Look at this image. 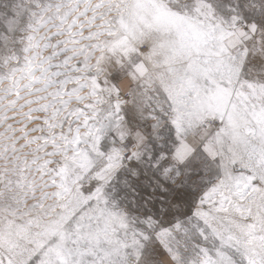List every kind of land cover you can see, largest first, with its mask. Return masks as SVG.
I'll list each match as a JSON object with an SVG mask.
<instances>
[{
	"label": "snow or ice",
	"instance_id": "1",
	"mask_svg": "<svg viewBox=\"0 0 264 264\" xmlns=\"http://www.w3.org/2000/svg\"><path fill=\"white\" fill-rule=\"evenodd\" d=\"M0 264H264V0H0Z\"/></svg>",
	"mask_w": 264,
	"mask_h": 264
}]
</instances>
